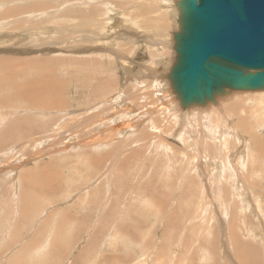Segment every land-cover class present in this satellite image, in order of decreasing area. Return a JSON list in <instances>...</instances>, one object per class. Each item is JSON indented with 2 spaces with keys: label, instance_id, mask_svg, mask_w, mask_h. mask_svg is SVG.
<instances>
[{
  "label": "rangeland",
  "instance_id": "rangeland-1",
  "mask_svg": "<svg viewBox=\"0 0 264 264\" xmlns=\"http://www.w3.org/2000/svg\"><path fill=\"white\" fill-rule=\"evenodd\" d=\"M5 1L0 0V17L7 6L17 13L36 3L46 9L0 19V70L6 69L2 61L9 57L15 62L40 57L38 66L26 69L17 81L41 71L55 73L65 84L66 102L54 113L17 114L14 106L0 110L1 117L5 111L12 114L3 126L16 119L33 127V134L24 131L13 144L6 137L4 144L5 127L0 126V264H241L234 252L240 258L246 249L235 251L240 248L232 243L231 232L254 255L244 264H264V91H232L215 103L183 109L164 81L180 28L177 13L164 0ZM176 1L171 3L174 9ZM11 34L25 36L15 39ZM44 42L54 46L51 52H44L51 46L42 47ZM79 48L92 54L83 56ZM100 57L106 58L104 66L80 74L90 58ZM125 60L129 68L119 67ZM100 78L110 80L109 86L102 88ZM119 95L124 99L114 103ZM157 110L162 113L155 114ZM127 112L134 119L144 114V127L132 130L134 135L124 128L114 130ZM56 114L60 117L52 116ZM132 116L125 119L127 127ZM55 129L57 136L51 133ZM43 133L52 134L53 140L21 155L12 153L13 146L20 152L25 142ZM89 138L99 143L83 152L79 142ZM135 139L153 146L142 151L144 162L122 174L121 162L143 149ZM193 139L198 141L195 149ZM54 143H60L57 152ZM88 152L101 159L99 165L86 157ZM239 153L245 156L244 165ZM40 170L46 172L45 183L58 189L28 191ZM26 189L32 196H23Z\"/></svg>",
  "mask_w": 264,
  "mask_h": 264
},
{
  "label": "water",
  "instance_id": "water-1",
  "mask_svg": "<svg viewBox=\"0 0 264 264\" xmlns=\"http://www.w3.org/2000/svg\"><path fill=\"white\" fill-rule=\"evenodd\" d=\"M167 74L183 109L264 91V0H180Z\"/></svg>",
  "mask_w": 264,
  "mask_h": 264
},
{
  "label": "bare ground",
  "instance_id": "bare-ground-1",
  "mask_svg": "<svg viewBox=\"0 0 264 264\" xmlns=\"http://www.w3.org/2000/svg\"><path fill=\"white\" fill-rule=\"evenodd\" d=\"M10 1H16V0H9V1H5L6 3H10ZM96 1V0H95ZM108 1V0H107ZM166 3H168V5H169V7L174 11V13H175V15H176V13H177V19H178V22H179V11L177 10L178 8H176V6H177V3L179 2V0L178 1H176L175 2V9L172 7V4L171 3H173V1L174 0H164ZM134 2V1H133ZM152 2V1H151ZM140 3V2H139ZM149 3V2H148ZM2 4H4L5 5V3H2ZM116 4V3H115ZM141 4V3H140ZM152 4V3H151ZM102 6V5H101ZM108 6V5H107ZM106 6V7H107ZM116 6H118V5H116ZM115 6V7H116ZM134 6V5H133ZM141 6V5H140ZM103 7V6H102ZM4 8V7H3ZM104 8V7H103ZM45 9H46V7H45V5L43 6L42 5V3H41V5H37V3H36V5H31V6H28V7H25V8H23V9H20L18 12H20V13H17L16 12V10H14V9H9V7L7 6V7H5V10H4V16L3 17H0V19L1 18H4V19H10V18H12L13 17V15H15V14H22V15H24L25 13H28L30 10H32V11H35V12H39V11H45ZM100 11V10H99ZM141 11V10H140ZM16 12V13H15ZM86 12V11H85ZM93 12V11H92ZM117 12V11H116ZM132 12V11H131ZM143 12V11H142ZM87 13V12H86ZM95 13V12H94ZM42 14H44V13H42ZM68 14H70V13H68ZM77 14H79V15H83V13H82V11H78L77 12ZM128 14V13H127ZM168 14V13H167ZM37 16H39L38 14H36ZM35 15V16H36ZM95 15V14H94ZM123 15V14H122ZM131 15V14H130ZM130 15L128 16V17H130ZM158 15V14H157ZM44 16V15H43ZM121 16V15H120ZM170 16V15H169ZM16 17H17V15H16ZM117 17V16H116ZM122 17V16H121ZM125 17H126V15H125ZM131 17H133V16H131ZM130 17V18H131ZM147 17V16H146ZM154 17V16H153ZM159 17V16H158ZM141 18V17H140ZM103 19V18H102ZM142 19V18H141ZM144 19V18H143ZM147 18H145L144 19V21L146 20ZM150 19H151V17H150ZM154 19V18H153ZM158 19V18H157ZM152 20V19H151ZM160 20V19H159ZM15 21H17V18H16V20ZM40 21H41V19H40ZM108 21V19L106 20V22ZM143 21V20H142ZM19 22V21H18ZM111 22V21H110ZM22 23V22H21ZM114 24V23H113ZM147 24V23H146ZM179 24V23H178ZM15 25H16V23H15ZM134 25V24H133ZM17 26V25H16ZM179 26V25H178ZM139 27V26H138ZM152 27H154L153 25H152ZM156 27V26H155ZM143 28V27H142ZM146 29V28H145ZM13 30V29H12ZM91 31V30H90ZM51 32V31H50ZM153 32V31H152ZM10 33H12V32H10ZM16 33V32H15ZM18 33H20V32H18ZM23 33V32H22ZM121 33V32H120ZM137 33V32H136ZM155 33V32H154ZM167 33V32H166ZM25 35H26V33H24ZM123 34V33H122ZM159 34V33H158ZM163 34V33H162ZM171 34V33H170ZM25 35H21V34H18V36H14V34H11V36L13 37V38H15V39H20V38H22V37H24ZM39 35H40V33H39ZM51 35V34H50ZM85 35H86V33H85ZM84 35V36H85ZM164 35V34H163ZM162 35V36H163ZM167 35V34H166ZM168 35H169V33H168ZM89 36H91L90 34H89ZM110 36V35H109ZM50 37V36H49ZM53 37V36H52ZM122 37V36H121ZM42 38V37H41ZM77 38V37H76ZM79 38H80V36H79ZM164 38V37H163ZM78 39V38H77ZM76 39V40H77ZM90 39V38H89ZM106 39V38H105ZM167 39V38H166ZM169 39H171V38H169ZM75 40V39H74ZM123 40V39H122ZM158 40V39H157ZM161 40V39H160ZM84 41V40H83ZM74 42V41H73ZM76 42V41H75ZM49 42H44V43H42V47H43V45L44 46H46V45H51V44H48ZM50 43H51V41H50ZM63 43V42H62ZM78 43V42H77ZM82 43V42H81ZM167 43V42H166ZM41 44V43H40ZM71 45H72V42L70 43ZM74 44V43H73ZM76 44V43H75ZM75 44H74V46H75ZM124 44V43H123ZM57 45V44H56ZM65 45H67V47H68V44H65ZM64 45V46H65ZM77 45V44H76ZM80 45V44H79ZM81 45H84V44H81ZM86 45V44H85ZM36 46V45H35ZM138 46V45H137ZM37 47V46H36ZM48 47V46H47ZM50 47H52V49H53V47L54 46H49L48 48L49 49H47V48H45V49H43L44 50V52L46 51V52H51V48ZM56 47H59V46H56ZM67 47H66V49H67ZM71 47V46H70ZM77 47V46H76ZM37 48H41V46L40 47H37ZM60 48H61V45H60ZM148 48H149V46H148ZM65 49V47L63 48V50ZM70 50L68 51V53L69 52H72L71 51V49L72 48H69ZM74 49V48H73ZM80 49L81 48H79V54L81 53V54H83V56L84 55H89V54H92V53H89V54H87L89 51H90V49L89 50H85V51H80ZM167 49V48H166ZM60 50V49H59ZM58 50V51H59ZM168 50V49H167ZM62 51V50H61ZM118 51V50H117ZM136 51H137V49H136ZM163 51H165V50H163ZM74 52V51H73ZM94 52V51H93ZM161 52V51H160ZM23 53V52H22ZM25 53V52H24ZM57 53V52H56ZM60 53V52H59ZM64 53V52H63ZM74 53H76V52H74ZM127 53V52H126ZM159 53V52H158ZM162 53V52H161ZM55 54V53H54ZM56 55H58V53L56 54ZM111 55V54H110ZM114 55V54H113ZM171 55V54H170ZM161 56H162V54H161ZM96 57V56H95ZM114 57V56H113ZM122 57V56H121ZM165 57V56H164ZM164 57H162L163 59H166V58H164ZM167 57V56H166ZM110 58L112 59V56H110ZM152 58V57H151ZM175 58V57H174ZM7 59H9V60H3L2 61V63H6V69H3V70H0V110L2 109V108H7V109H10V108H12L13 106H14V108L13 109H15L16 108V111L17 110H19V112H21V110H26V112H32V111H35V112H37L38 114H44L45 113V111H49V112H53V110L54 111H62V109L63 108H65L64 106L62 107V103L64 102L63 100L65 99V102H66V97H65V92H64V83L61 81V79L59 80L58 78H57V76L56 75H54V74H52V73H50V72H39V74H41L40 76H36V77H32V78H28V79H26L23 83H19L17 80H19L20 78H21V75H23V73H24V71L26 70V69H28V68H36V66H38V64H39V62H40V57H31V58H27L25 61H24V59H22L21 58V60L20 61H18V62H15L14 61V59L15 58H7ZM101 60H103V58L101 59ZM154 60V59H153ZM169 60V59H168ZM24 61V62H23ZM124 61V60H123ZM152 61V60H151ZM164 61V60H163ZM174 61H175V59H173L172 60V62L171 63H168V65L166 64H164L165 66H168V69L170 70V68H171V66L173 65V63H174ZM155 62V61H154ZM157 62H158V60H157ZM165 62V61H164ZM123 63H126V60H125V62H123ZM122 63V65H124L125 67V69H126V67L127 68H129V66H127L128 64L126 63V64H123ZM86 64H88L87 62H86ZM152 64V63H151ZM161 64V63H160ZM149 65V64H148ZM153 65V64H152ZM158 65V64H157ZM5 66V65H4ZM24 66V67H23ZM23 67V68H22ZM83 67V66H82ZM159 67H160V65H159ZM131 68V67H130ZM144 70H146V69H144ZM152 70V69H151ZM56 71H57V69H56ZM89 72L86 68L85 69H81L80 70V74L81 73H84V72ZM128 71V70H127ZM85 72V73H86ZM145 72V71H144ZM147 72V71H146ZM145 72V73H146ZM139 73V72H138ZM141 73V72H140ZM89 75V74H88ZM144 75V74H143ZM83 76H85V75H83ZM18 77V78H17ZM94 77V75H93V73H91V75L89 76V79H91V78H93ZM82 80H83V78H82ZM82 80H81V82H82ZM108 80V79H107ZM87 81V80H86ZM99 81H100V83L102 84V88H105L106 86H109V84H110V80H108V81H106L105 82V78H100L99 79ZM150 81H151V79H150ZM164 81H167L168 83L167 84H169L170 82H169V80H168V78H165V80ZM158 82V81H157ZM155 83H156V81H155ZM160 82H158V83H156V85L157 84H159ZM162 83V82H161ZM67 84H68V82H67ZM89 84H90V80H88V83H87V85H86V87H89ZM162 84H166V83H162ZM63 85V86H62ZM158 86V85H157ZM164 86H166V85H164ZM169 88H170V84L169 85H167ZM160 88H161V85H160ZM167 88V87H166ZM172 89V88H171ZM158 90V89H157ZM164 90V89H163ZM167 90V89H166ZM169 91V90H168ZM168 91L166 92V94L168 93ZM161 92H163V91H161ZM170 92V91H169ZM3 93H5V94H3ZM171 93V92H170ZM121 94V93H120ZM174 94V93H173ZM260 95H262V94H259V96ZM167 97V96H166ZM124 99L123 98V96H121V95H119V96H117V98H115L114 100V103H116L117 102V100L118 99ZM127 98V97H126ZM231 98V97H230ZM86 99H90V96H87L86 97ZM127 99H129V98H127ZM126 99V100H127ZM165 100L167 99V98H164ZM169 99V98H168ZM261 99H263V97L261 98ZM176 100V99H175ZM63 101V102H62ZM131 101V100H130ZM173 101V100H172ZM177 101V100H176ZM118 102H120V101H118ZM177 102H179V101H177ZM177 102H175V103H177ZM124 103V102H123ZM155 103V102H154ZM65 105L67 104V103H64ZM122 104V103H121ZM170 104H171V102H170ZM178 104H180V102L178 103ZM175 105V108H177V106H179V105ZM127 105V104H126ZM161 105V104H160ZM171 105H173V104H171ZM260 105V104H259ZM122 106H124V105H121L120 107H122ZM148 106H152V105H148ZM148 106H145L146 108L144 109L145 110V112H149L148 110H149V108H148ZM155 106V105H154ZM162 106V105H161ZM174 106V105H173ZM181 106V105H180ZM62 107V108H61ZM157 107V106H156ZM168 107V106H167ZM171 107V106H170ZM169 107V108H170ZM118 108V107H117ZM155 108V107H154ZM83 109V108H82ZM84 109H86V108H84ZM141 109V108H140ZM160 109V108H159ZM163 110H164V108H162ZM142 110V109H141ZM176 110V109H175ZM174 110V111H175ZM65 111V110H64ZM173 111V110H172ZM171 111V112H172ZM173 111V112H174ZM2 112V111H1ZM18 111H17V114H20ZM3 114H4V111L2 112ZM1 113V114H2ZM22 113V112H21ZM54 113V112H53ZM66 113V112H65ZM87 113V112H86ZM128 113V112H127ZM158 113V110H157V112L155 111V114H157ZM160 113H162V112H159L158 114H160ZM164 113V112H163ZM168 113H170V112H168ZM181 113V112H180ZM58 114H60L59 112H58ZM58 114H56V115H52V116H56V117H58L59 115ZM61 114H62V112H61ZM165 114H166V112H165ZM204 114V113H203ZM15 115H16V113H15ZM63 115V114H62ZM133 114L132 113H128V114H126V116L128 117V116H132ZM143 115L144 114H142L141 116H138L137 118H135L134 119V117L132 116V118H130L131 119V121H129V126L130 127H127V125H126V121H125V119H128L127 117H125V119L124 118H122V121H120V123L118 124V127H117V120H116V123L113 125V126H115L114 127V130H121L122 128H124L126 131H128L131 135H134L133 134V131L132 130H137L138 128V126H141L142 127V125L144 124V122H145V119L143 118ZM168 115V114H167ZM205 115V114H204ZM203 115V117H206V116H204ZM8 116H12V114H10V113H6V111H5V114H4V116L3 117H1V119H0V126H2L3 128L5 127V131L4 132H2V137H1V139L3 140V143L5 144L6 143V137H7V139L13 144L14 143V140L16 139V138H18V137H21V136H25V133H24V131L26 132V135H30V134H33V132H31L32 130H33V127L32 126H30L29 124H27V123H24V121L23 120H14V121H10L7 125H4L3 126V124L6 122V121H9L10 119H12V118H8ZM96 116V115H95ZM202 116V115H201ZM210 116V115H209ZM209 116H207V117H209ZM60 117V116H59ZM58 117V118H59ZM175 117V116H174ZM206 117V118H207ZM55 118V117H54ZM57 118V119H58ZM95 119H97V118H95ZM54 120V119H53ZM104 120V119H103ZM147 120V119H146ZM168 120V119H167ZM204 120V119H203ZM93 121V120H92ZM105 121V120H104ZM128 121V120H127ZM12 122V123H11ZM94 122V121H93ZM32 123V125H33V122H31ZM131 123H132V125H131ZM196 123H197V121H196ZM104 124V123H103ZM101 125V124H100ZM122 125V126H121ZM102 126V125H101ZM121 126V127H120ZM24 127H25V129H24ZM32 127V129H29V128H31ZM70 127V126H69ZM74 127V126H73ZM143 127H144V125H143ZM196 127V126H195ZM207 127V126H206ZM78 128V127H77ZM84 128V127H83ZM56 130V132H55V134L53 133V130L51 131V133L54 135V136H57V135H59V129H55ZM61 130H63L64 131V129L62 128ZM214 130H216L215 128H214ZM106 131V134L108 133V130H105ZM105 131H103V132H105ZM200 131V130H199ZM64 133H66V132H64ZM84 133V132H83ZM201 133V132H200ZM214 132H213V130L211 131V134H213ZM21 134V135H20ZM51 134V135H52ZM239 134V133H238ZM50 135V133H43L42 134V136H40V137H38V138H35V139H33V140H31V141H29V142H25L24 143V145L22 146V147H19V150H20V152L19 151H17V146H13V148H12V153L13 154H22V153H24V150L25 151H27L28 149H30V148H35V147H38L39 146V144L40 143H46V142H48L47 140L48 139H52L53 137ZM85 135V134H84ZM87 136H88V133L86 134ZM196 135H198L199 136V134H197L196 133ZM195 135V136H196ZM64 136V135H63ZM209 137H211V135H208ZM213 136V135H212ZM73 137V139L71 140V141H75V134L72 136ZM72 137H70V138H72ZM183 137V136H182ZM55 138V137H54ZM238 138V137H237ZM222 139L224 140V141H226V139L224 138V137H222ZM53 140V139H52ZM65 140H67L66 138L64 139V141ZM182 140V139H181ZM188 140V139H187ZM209 140H212L213 141V138H210ZM234 140V139H233ZM235 140H236V138H235ZM77 141V140H76ZM87 142L85 143V142H79V144H80V147H82L83 148V152L84 151H86L89 147L91 148V149H93L92 148V144H97V143H99V142H96V141H94V140H92L91 141V139L89 138V139H87L86 140ZM188 142H189V140H188ZM198 141L197 140H195V139H193V141L192 142H190V146H192V148H197L196 147V143H197ZM85 143V144H84ZM135 143H138V146L139 147H142L143 149L142 150H140V151H137L134 155H131V156H129L128 158H126V159H124L122 162H121V164H120V166L119 167H121V169H124L123 170V172H122V174L124 173V171H125V169L126 168H134V167H136V165L138 166L139 164H141L142 162H144V160L143 159H141L140 157H143V156H145V152L147 151V149H148V147L149 148H151L152 146H153V144H149V145H147L148 143H139V141H137V139H135ZM185 143H187L186 141H185ZM60 145V143H54L53 144V147L54 148H56L57 146H59ZM169 145H171V144H169ZM80 147L78 146L77 147V149L78 150H80ZM171 147H173V146H171ZM74 148V147H73ZM147 148V149H146ZM176 148V147H175ZM240 148V147H239ZM170 149V148H169ZM193 149V150H194ZM60 149L57 147L56 149H55V151L57 152V151H59ZM76 150V149H75ZM4 151V150H3ZM142 151H145L144 153H142ZM235 151V150H234ZM2 153V152H1ZM25 153H27V152H25ZM232 153V152H231ZM235 153V152H234ZM241 153H243V152H241ZM6 154V153H5ZM8 154H10V153H8ZM37 156H39L38 154H40L39 152L38 153H35ZM240 154V153H239ZM25 156H27V155H24V157ZM88 156V158H91V159H93L94 161H95V163L97 164V165H99L100 164V162H101V159H99V158H97L96 156H94L93 154H91V153H89L88 152V154H86V157ZM242 156H243V158H242ZM17 157V156H16ZM146 157V156H145ZM144 157V159H149V158H145ZM18 158V157H17ZM22 158V157H21ZM139 158H140V162H138L139 161ZM38 159V157H35L34 158V160L36 161ZM56 159V158H55ZM232 159V158H231ZM20 160V159H19ZM30 160V159H29ZM4 161V160H3ZM147 161V160H146ZM179 161V160H178ZM182 161V160H181ZM185 161V160H184ZM240 161H241V163L244 165V161H245V156H244V154H240ZM5 162V161H4ZM20 162H22L21 160H20ZM38 162V161H37ZM197 162V161H196ZM214 162V161H213ZM51 163V162H50ZM44 164V163H43ZM4 165H6V164H4ZM12 165V164H11ZM75 166V165H74ZM240 166V165H239ZM8 167V166H7ZM14 167H15V165H14ZM6 168V167H5ZM18 168V167H17ZM40 168V167H39ZM51 168H53V167H51ZM50 168V169H51ZM79 168V167H78ZM231 168V167H230ZM236 168V167H235ZM10 169V168H9ZM41 169V168H40ZM54 169H57V167L55 168L54 167ZM11 170V169H10ZM18 170H19V168H18ZM17 170V171H18ZM31 170V169H30ZM42 170V169H41ZM39 171L38 172V176H35V179H36V184H34V186H33V188L31 189L30 188V186H29V190L28 189H26L25 190V193L23 194V196H32V194L31 193H26L27 192V190L29 191V192H35L36 190H40V192H42V193H50V192H53L54 191V189L55 188H57L58 189V186L57 187H54L53 185H47L46 183H45V181H44V179L46 178V176H44V174H46V172H44V174L42 175V171ZM46 170V169H45ZM59 170V169H58ZM7 171V170H6ZM13 171V170H12ZM9 173H10V171H9ZM11 174V173H10ZM57 174V173H56ZM122 174H121V176H122ZM209 174V173H208ZM223 174V171L221 170L220 171V175H222ZM220 175H218L219 176V179H220ZM11 176V175H10ZM10 176H7V177H9V178H11ZM42 176H44L43 178H42ZM58 176V175H57ZM13 177V176H12ZM21 177V176H20ZM20 177H17V179L18 178H20ZM25 177H29V176H25ZM9 178H7V180H9ZM30 178V177H29ZM51 178V177H50ZM47 179V178H46ZM73 179H75V177L73 178ZM19 181H21V180H19ZM51 181V180H50ZM64 181H65V179H64ZM34 182V181H33ZM208 182V181H207ZM49 184V183H48ZM53 184V183H52ZM58 184V183H57ZM56 186V185H55ZM187 189V188H186ZM39 192V191H38ZM57 192V191H56ZM27 194V195H26ZM36 194V193H35ZM38 195V194H37ZM40 195H42V194H40ZM34 196H36V195H34ZM39 196V195H38ZM23 198V197H22ZM27 198H30V197H27ZM33 198V197H32ZM17 200H19V198L17 199ZM20 200H21V197H20ZM19 200V201H20ZM30 201H32V203H33V206L35 207L36 205H35V203H36V201H35V199H33V200H30ZM18 202V201H17ZM21 202H22V200H21ZM24 202V201H23ZM23 204V203H22ZM216 204V203H215ZM27 205V204H26ZM22 207V206H21ZM27 207H29L28 205H27ZM36 207H38V206H36ZM19 211H20V209H19ZM22 213H23V216H22V218L24 217V212L23 211H21ZM20 212V213H21ZM29 215H31L30 213H29ZM234 217L235 216H233L232 218L234 219ZM26 218V217H25ZM235 220V219H234ZM233 222V221H232ZM234 223V222H233ZM243 223V222H242ZM245 224V223H244ZM244 226V225H243ZM231 234V237H232V243L233 244H236V243H238V245H239V248L240 249H235V251H237V252H239V250H240V252H242V251H245V249H246V253H247V255L246 256H241L240 258H238V256L236 255V253L234 252V254H235V257H236V259L238 260V262H240L241 264H244L246 261L247 262H251V260H252V258H254V257H252V256H254V255H250V253H252V251H249L248 249H247V243L245 244V246H241V243L239 242L240 241V238H238L237 239V235L234 233V232H231L230 233ZM214 241V240H213ZM242 247V248H241ZM205 251V250H204ZM47 253V252H46ZM238 254V253H237ZM233 255V254H232ZM241 255H242V253H241ZM248 255H249V257H248ZM239 256H240V254H239ZM81 258V257H80ZM255 259V258H254ZM191 260V259H190ZM208 260V259H207ZM191 264V263H190ZM254 264H262L261 263V261L259 262V263H257V262H254Z\"/></svg>",
  "mask_w": 264,
  "mask_h": 264
},
{
  "label": "crops",
  "instance_id": "crops-1",
  "mask_svg": "<svg viewBox=\"0 0 264 264\" xmlns=\"http://www.w3.org/2000/svg\"><path fill=\"white\" fill-rule=\"evenodd\" d=\"M102 58L104 59V61L101 60ZM115 59H116V61L121 63V61H120V59L118 57L117 58L115 57ZM98 64H101V65L104 66L106 64V58H104V57L90 58L88 60V65H86V69L88 71H95V69H93V68H95ZM114 65H115V63H114ZM119 67H122V64H119Z\"/></svg>",
  "mask_w": 264,
  "mask_h": 264
}]
</instances>
